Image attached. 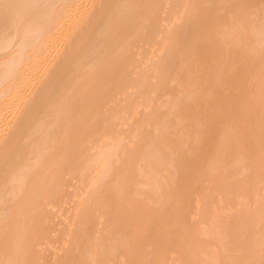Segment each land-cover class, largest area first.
<instances>
[{"label": "bare ground", "instance_id": "1", "mask_svg": "<svg viewBox=\"0 0 264 264\" xmlns=\"http://www.w3.org/2000/svg\"><path fill=\"white\" fill-rule=\"evenodd\" d=\"M0 264H264V0H0Z\"/></svg>", "mask_w": 264, "mask_h": 264}, {"label": "snow or ice", "instance_id": "2", "mask_svg": "<svg viewBox=\"0 0 264 264\" xmlns=\"http://www.w3.org/2000/svg\"><path fill=\"white\" fill-rule=\"evenodd\" d=\"M0 6H2V7H4V8H8V7H10V6H9V5H7V4L0 5Z\"/></svg>", "mask_w": 264, "mask_h": 264}]
</instances>
